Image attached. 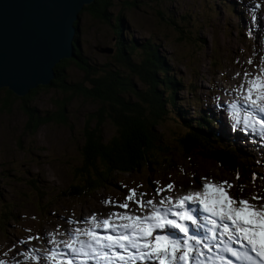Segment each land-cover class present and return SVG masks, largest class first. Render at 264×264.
<instances>
[{
	"label": "rangeland",
	"instance_id": "374dc122",
	"mask_svg": "<svg viewBox=\"0 0 264 264\" xmlns=\"http://www.w3.org/2000/svg\"><path fill=\"white\" fill-rule=\"evenodd\" d=\"M105 16L107 17L98 19L85 10L80 13L78 25L81 52L88 65H96L97 68L87 66L88 68L82 69L79 64L69 60L66 66L69 80L85 82L90 86V79L118 70L116 73L128 79L141 95L147 85L136 76V68L129 67L116 56V41H133L139 45V50L130 51L133 62L141 60L142 44L151 43L160 55H164L169 71L179 82L174 93L175 104H182V107L191 112L200 103L205 107L211 98L215 100L216 116L222 120L224 131H234L240 135L237 130L232 129L233 124L229 123L230 116L225 114L222 96L224 92L230 91L240 95L247 94L248 87L253 86L250 81L257 77L264 80L261 71L264 70V0H110ZM108 47H112L111 52L102 51V48ZM125 88L126 96L130 88L128 85ZM57 93L55 87L39 89L28 105H33L38 110L53 111L56 107L51 100ZM65 94L67 93H61L60 96ZM2 96L3 93L0 92V203L11 199L21 203L22 207L18 229L14 230L13 236L0 243V261L5 264H31V256L26 259L25 255L30 254L33 249L36 251L32 256H40L41 264H50L52 260L48 259V254L54 248L66 249L61 242L68 240L72 227L77 224L74 219L81 215L88 216L93 210L104 215L115 210L133 213L136 203L127 201L133 188L144 190L145 199L157 202L158 197L165 193L177 196L201 191L205 180L228 181L233 185L229 189V193L232 191L230 195L246 196L248 199L254 196L264 197L262 184L243 182L215 162L207 165L203 176L198 173L187 174L179 180L158 177L148 172L140 176L120 173L115 184L104 191H95L92 197L58 198L53 205L57 210L54 212L50 208L48 214L52 218L42 227L43 236L29 240L32 236L26 234L24 239L18 238L21 227L30 226L29 233L32 235L34 230L31 226L37 228L34 221L39 209L37 202L44 205L47 198L68 187L76 179L75 168L83 159L81 145L84 142V120L90 112L95 111L99 103L80 93L71 95L66 100V124L49 121L31 131L26 127L28 112L23 108V98L17 95L9 105L3 106ZM174 119V116L165 113L158 128L169 135L176 129ZM102 130L103 135L108 137L114 133V126L106 120L102 124ZM256 150L262 154L263 162L264 148ZM213 175L214 179H210ZM169 183L185 189L172 192L167 189ZM155 185L159 186L155 188ZM158 189L164 190L156 193ZM136 192L138 196L139 190ZM108 194L112 195L111 199ZM116 199L122 202L125 199L129 208L126 210L119 207L122 203L108 202ZM81 220L84 221V218L81 217ZM204 235L205 232L202 236ZM53 239L55 243H52ZM30 244L46 252L40 253L36 246ZM10 247L15 250L10 252ZM28 249L29 252H26ZM61 253L58 258L53 257V264H58L57 260L60 264H67L69 256ZM39 262L33 259L32 264H40ZM84 262L98 264L86 256ZM151 262L157 264L155 261ZM73 264L79 263L74 259Z\"/></svg>",
	"mask_w": 264,
	"mask_h": 264
},
{
	"label": "trees",
	"instance_id": "16d2710c",
	"mask_svg": "<svg viewBox=\"0 0 264 264\" xmlns=\"http://www.w3.org/2000/svg\"><path fill=\"white\" fill-rule=\"evenodd\" d=\"M109 4L110 0H93L84 5L79 13L85 10L93 17L103 19L107 17L105 15ZM75 38V58L61 59L55 64V75L49 83L30 88L21 96L23 108L28 112L26 127L31 131L49 121L66 124V100L71 95L80 93L99 103L95 111L90 112L84 120V142L81 145L83 159L75 168L76 179L68 187L47 198L44 205L37 202L39 209L34 221L38 226H31L34 233L41 232L42 227L52 218L48 213L50 208H53L54 212L57 210L53 205L58 198L92 197L95 191H104L115 184L120 173L140 176L148 172L158 177L179 180L187 174L204 175L207 165L215 162L236 178L239 173V180L262 184L264 187L262 154L236 132L224 131L221 120L216 118L215 100L210 98L205 107L200 103L191 112L182 107V104H175L174 93L179 82L169 71L164 55H160L151 43L142 44L141 60L133 62L130 51L139 50V45L133 41H116V56L129 67L136 68V76L147 85V89L140 95V91H137L128 79L116 73L118 70L105 72L101 77L90 79V86L85 82L69 80L66 66L70 59L82 69L97 68L96 65H88L82 55L79 33ZM125 85L130 88L126 96ZM47 87H55L58 91L51 100L56 109L50 111L38 110L33 105L30 107L28 102L33 100L32 96H35L39 89ZM0 92L3 93V106L9 105L17 96L7 87H1ZM61 93L67 94L60 96ZM165 113L176 119V129L169 135L158 128ZM106 120L114 126V133L108 137L103 135L102 130V124ZM35 191H38V188H35ZM21 209V203L14 200L1 201L0 243L13 236L14 230L18 229ZM29 230L30 226L21 227L18 238L32 234Z\"/></svg>",
	"mask_w": 264,
	"mask_h": 264
},
{
	"label": "snow or ice",
	"instance_id": "6c2138e0",
	"mask_svg": "<svg viewBox=\"0 0 264 264\" xmlns=\"http://www.w3.org/2000/svg\"><path fill=\"white\" fill-rule=\"evenodd\" d=\"M250 84L253 86L247 89L246 102L264 112V80L257 77ZM254 91H258L255 99L252 98ZM255 123H259L264 130V119L252 121V124ZM237 178L239 179V173ZM173 187L172 183L167 185L169 190ZM232 187L228 181L205 180L201 191L179 196L175 205L172 204L173 197H166L159 202V206L153 200L145 201L143 194L137 199L136 189H132L127 201L139 204L142 209L150 206L152 210L147 215L127 211L112 213L103 219L93 215L89 218L88 228L72 230L71 238L61 242L69 250L67 264H73V260L81 255L98 264H136L137 261H155L157 264H216L215 260L206 255L205 250L211 253L214 247L219 248V241L225 237L230 242L244 244L264 264V203L259 202L264 201V197H233L229 193ZM189 204L201 206V211L207 214L203 217L205 222L198 220L197 208L189 207ZM119 207L127 210L129 203H122ZM174 207L181 210L173 211ZM114 219L119 222H114ZM200 229L205 230L203 237L193 234ZM158 230L164 234L154 235ZM166 230H176L182 236L176 238ZM82 235L88 239H80ZM31 239L34 237H29ZM52 243H55L54 239ZM35 251L33 249L30 254H26V259ZM226 251L238 256V251L232 247H227ZM59 255H62L60 250L54 248L48 254V259ZM36 259L39 260L40 256H36ZM0 264L5 262L0 261Z\"/></svg>",
	"mask_w": 264,
	"mask_h": 264
},
{
	"label": "water",
	"instance_id": "95a60500",
	"mask_svg": "<svg viewBox=\"0 0 264 264\" xmlns=\"http://www.w3.org/2000/svg\"><path fill=\"white\" fill-rule=\"evenodd\" d=\"M93 0H0V88L22 96L75 58L80 11ZM111 52L112 47L102 48Z\"/></svg>",
	"mask_w": 264,
	"mask_h": 264
},
{
	"label": "bare ground",
	"instance_id": "6f19581e",
	"mask_svg": "<svg viewBox=\"0 0 264 264\" xmlns=\"http://www.w3.org/2000/svg\"><path fill=\"white\" fill-rule=\"evenodd\" d=\"M262 26H264V25H262ZM263 28H264V27H263ZM263 28H262V29H263ZM260 29H261V27H260ZM262 61L264 62V59H263ZM260 65H261V64H260ZM263 68H264V67H263ZM263 72H264V70H263ZM254 77H255V76H254ZM254 77H253V78H254ZM251 79H252V77H251ZM242 80H243V79H242ZM245 80H246V79H245ZM240 83H241V82H240ZM246 83H247V82H246ZM245 85H246V84H245ZM245 90H246V89H245ZM239 92H240V91H239ZM245 94H246V93H245ZM18 96H19V95H18ZM222 124H223V123H222ZM210 179H214V175H213V177H211ZM207 181H208V180H207ZM231 192H232V191H231ZM231 192H230V193H231ZM170 234H171V233H170ZM179 236L181 237L182 234H181V235L179 234L178 237H179ZM180 237H179V238H180ZM15 260H16V259H15Z\"/></svg>",
	"mask_w": 264,
	"mask_h": 264
},
{
	"label": "flooded vegetation",
	"instance_id": "af4514ba",
	"mask_svg": "<svg viewBox=\"0 0 264 264\" xmlns=\"http://www.w3.org/2000/svg\"><path fill=\"white\" fill-rule=\"evenodd\" d=\"M116 46H117V44H116ZM70 60H73V59H70Z\"/></svg>",
	"mask_w": 264,
	"mask_h": 264
}]
</instances>
